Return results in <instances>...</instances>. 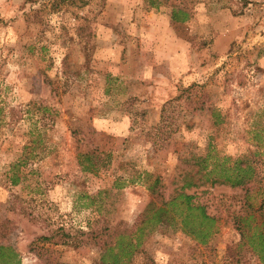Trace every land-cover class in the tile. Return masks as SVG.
I'll return each instance as SVG.
<instances>
[{
  "label": "rangeland",
  "instance_id": "obj_1",
  "mask_svg": "<svg viewBox=\"0 0 264 264\" xmlns=\"http://www.w3.org/2000/svg\"><path fill=\"white\" fill-rule=\"evenodd\" d=\"M235 160L245 186L220 176ZM180 191L213 221L180 201L150 219ZM248 214L263 220L264 0H0L7 264H102L119 239L120 264H264Z\"/></svg>",
  "mask_w": 264,
  "mask_h": 264
},
{
  "label": "trees",
  "instance_id": "obj_2",
  "mask_svg": "<svg viewBox=\"0 0 264 264\" xmlns=\"http://www.w3.org/2000/svg\"><path fill=\"white\" fill-rule=\"evenodd\" d=\"M189 19V15L185 10L181 8L173 7L170 13V20L172 22H185ZM206 156L201 157L198 161L203 162L206 161ZM222 161H226V158H222ZM83 169L89 170L88 167L83 166ZM201 169H205L203 166ZM199 171V170H198ZM219 171L222 173L220 176L224 179V181L232 186L236 185H247L243 179L250 177V166L246 165L241 167L240 162L235 160L230 167L224 168L222 164L219 165ZM212 170L208 172L211 174ZM18 179H11L10 182L12 185L17 183ZM196 183L188 181L185 182L181 186L182 190H187L191 186H195ZM151 192L153 191L150 188ZM177 193L173 198L169 199L168 201L163 202L161 205L157 206L155 210H153L150 219H154L155 222L159 221L160 217L166 212L167 207L175 208L178 201L184 204V210L186 211L185 221L187 223H197L201 225L203 222H212L213 218L209 217L205 214L204 208L202 206L194 205L193 203V196L185 194L184 192ZM250 206V205H249ZM251 207V206H250ZM152 209H148L151 211ZM148 213H146L147 215ZM263 220L259 225H253L250 227V223L248 221L253 220L252 215L248 214L246 218L243 219V225L247 228L240 230L242 237L246 239V242L254 249H257L260 253L264 254V216H262ZM145 221V220H144ZM243 227V226H242ZM241 229V227H240ZM250 229L252 232L250 233ZM246 230V231H245ZM245 231V232H244ZM246 233V234H245ZM250 233V234H248ZM133 244L130 242H122L117 240L116 244H110V242L103 243L100 250V260L102 264H120L121 260L130 254V250L133 248ZM116 249V250H115ZM261 254L260 257H264ZM15 253L13 250L8 246H0V259L4 260L5 264L7 261H11L13 257H15ZM6 260V261H5Z\"/></svg>",
  "mask_w": 264,
  "mask_h": 264
}]
</instances>
